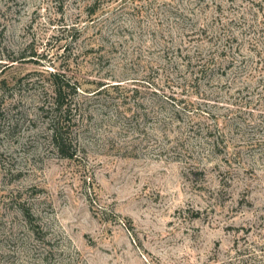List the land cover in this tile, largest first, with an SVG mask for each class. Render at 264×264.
Returning <instances> with one entry per match:
<instances>
[{"label":"rangeland","instance_id":"obj_1","mask_svg":"<svg viewBox=\"0 0 264 264\" xmlns=\"http://www.w3.org/2000/svg\"><path fill=\"white\" fill-rule=\"evenodd\" d=\"M0 264H264V0H0Z\"/></svg>","mask_w":264,"mask_h":264},{"label":"trees","instance_id":"obj_2","mask_svg":"<svg viewBox=\"0 0 264 264\" xmlns=\"http://www.w3.org/2000/svg\"><path fill=\"white\" fill-rule=\"evenodd\" d=\"M52 76V102L50 103V107L47 109L49 110L50 114L48 116L50 123L49 128L51 132V138L57 147V149L61 152L64 156H72V153H68V146L65 140V134L62 131L60 125V119L66 117V114L69 110L68 103L65 101V96L67 93V89L74 88L69 84V82H64L62 79V73L54 71L50 73Z\"/></svg>","mask_w":264,"mask_h":264}]
</instances>
